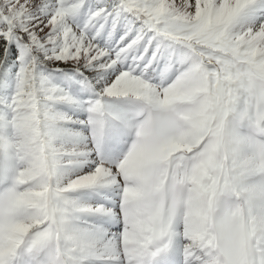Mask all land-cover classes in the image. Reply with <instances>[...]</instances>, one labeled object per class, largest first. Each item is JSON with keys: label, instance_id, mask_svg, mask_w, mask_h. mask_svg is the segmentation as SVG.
Returning a JSON list of instances; mask_svg holds the SVG:
<instances>
[{"label": "snow or ice", "instance_id": "6c2138e0", "mask_svg": "<svg viewBox=\"0 0 264 264\" xmlns=\"http://www.w3.org/2000/svg\"><path fill=\"white\" fill-rule=\"evenodd\" d=\"M226 202L264 218V0H0V264H239Z\"/></svg>", "mask_w": 264, "mask_h": 264}, {"label": "clouds", "instance_id": "9594fccd", "mask_svg": "<svg viewBox=\"0 0 264 264\" xmlns=\"http://www.w3.org/2000/svg\"><path fill=\"white\" fill-rule=\"evenodd\" d=\"M217 219L220 237L239 264H264V218L246 217L239 203L226 202L218 208Z\"/></svg>", "mask_w": 264, "mask_h": 264}, {"label": "rangeland", "instance_id": "374dc122", "mask_svg": "<svg viewBox=\"0 0 264 264\" xmlns=\"http://www.w3.org/2000/svg\"><path fill=\"white\" fill-rule=\"evenodd\" d=\"M91 71V70H89ZM91 78V77H90ZM84 95H87L86 93ZM64 111L68 112L70 115H78L81 119L84 118V114L80 112L78 109L68 106V105H61ZM72 128H81L82 126L79 124H72L70 125Z\"/></svg>", "mask_w": 264, "mask_h": 264}]
</instances>
